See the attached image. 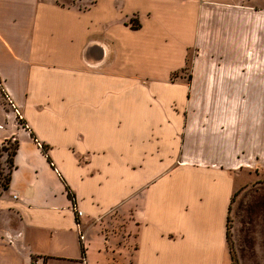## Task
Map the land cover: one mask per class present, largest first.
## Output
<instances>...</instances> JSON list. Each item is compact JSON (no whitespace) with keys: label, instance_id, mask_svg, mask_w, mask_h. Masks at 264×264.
I'll use <instances>...</instances> for the list:
<instances>
[{"label":"crops","instance_id":"obj_1","mask_svg":"<svg viewBox=\"0 0 264 264\" xmlns=\"http://www.w3.org/2000/svg\"><path fill=\"white\" fill-rule=\"evenodd\" d=\"M144 1L119 20L133 42L164 12L159 53L67 27L100 2L0 0V149L18 142L0 264H232V198L264 180V0ZM247 227L239 260L264 264Z\"/></svg>","mask_w":264,"mask_h":264},{"label":"rangeland","instance_id":"obj_2","mask_svg":"<svg viewBox=\"0 0 264 264\" xmlns=\"http://www.w3.org/2000/svg\"><path fill=\"white\" fill-rule=\"evenodd\" d=\"M55 1L56 3H59L63 6H68L72 8L75 7L77 9L78 8L82 9L83 7H87L88 5L92 6V4L96 1L98 3L100 2L101 4L98 10L90 12L88 17L81 18V21H77L78 18H76L74 14L69 13L65 17L67 27L70 25L76 28L77 22L81 24H85L86 22L87 23L93 22V25H96L100 21L107 20V22L109 23L107 27L109 29V34L119 36L118 37L120 39L119 42L123 41L125 47L129 48L126 50H131V49L139 50L141 48H146L154 53H159L160 51H162L160 50V46L157 44L158 41H156L155 38L161 37L162 35L168 32L169 27L162 26V24H165L163 20L164 12H162L160 18L156 19L151 24L150 22H148L147 31L141 33L140 35H137V37L134 38L133 42L129 38L125 37L126 35L132 32L128 31V29L125 28L124 30H126V32H124V30L122 29V21L119 20V13H121L122 11H123L122 13L131 12L133 10H139L141 13L146 12L148 10V2L144 0H55ZM240 2L245 4L244 0L243 1L241 0ZM137 21L138 19L137 20L133 19V20L125 21L124 23L130 26L131 23L136 24ZM95 29L96 27L94 28V30ZM172 51L176 53L175 50ZM192 56H193V52H190L188 54V59L183 71L176 73V78L174 79L175 82L179 81V78L181 77L187 78L189 76ZM156 63H158V61ZM0 92L2 93L3 98L6 99L5 101L8 102V99L6 95H4L3 89H1V87H0ZM174 107H177V104H175ZM13 108H15V106H13ZM179 113H181L180 110ZM18 122L21 126L27 128L28 123L23 117L18 116ZM27 130H29V128H27ZM35 139L37 140L36 137ZM15 145H16L15 140H10L3 146L2 150L0 149L1 150L0 151V189L3 188V185L6 183L7 181L6 179L9 176L10 165L8 163V159L10 160L12 159L13 156L12 154ZM262 188H264L263 179H259L258 181L252 180L245 187H242L241 189L237 190L232 198L230 204L231 205L230 213L228 217L229 220L227 224V239L230 246L231 260L233 258L232 264H242L237 255L238 253L236 250V245L238 243L239 244H242V242L244 243L245 240L249 237V236L245 237L242 234H238L237 230H239L240 232L241 228L243 229L248 228L247 226H252L255 228L261 226L262 228H264V198H262V195H260L262 194ZM260 198L262 200H260V203H257V201ZM256 204H258V206H256ZM251 211H255V212L252 213Z\"/></svg>","mask_w":264,"mask_h":264},{"label":"trees","instance_id":"obj_3","mask_svg":"<svg viewBox=\"0 0 264 264\" xmlns=\"http://www.w3.org/2000/svg\"><path fill=\"white\" fill-rule=\"evenodd\" d=\"M132 29H138V25H135V24H133L132 23ZM176 77V74H174V78ZM32 137L34 138V135L32 134ZM35 139V138H34ZM15 143H16V145H15V148H14V151H13V156H12V159L10 160V159H8V163H9V165H10V173H9V176H8V178L6 179L7 181H6V183L3 185V189H7L8 188V185H9V183H10V177H11V172H12V170H13V167H14V165H13V157H14V155L16 154V151H17V149H18V142L17 141H15ZM2 149H3V147H2ZM1 149V150H2ZM0 150V151H1ZM42 152L44 153V154H47V146H45V145H42ZM68 196L70 197V199L71 200H73V202H74V197L72 196V194L69 192L68 193ZM232 260H233V258H232Z\"/></svg>","mask_w":264,"mask_h":264},{"label":"built area","instance_id":"obj_4","mask_svg":"<svg viewBox=\"0 0 264 264\" xmlns=\"http://www.w3.org/2000/svg\"><path fill=\"white\" fill-rule=\"evenodd\" d=\"M75 207V206H74ZM77 209V208H76ZM76 214L78 215V217L82 216V212L80 210H76ZM82 239H84V237H81ZM34 264H45L42 261H35Z\"/></svg>","mask_w":264,"mask_h":264}]
</instances>
